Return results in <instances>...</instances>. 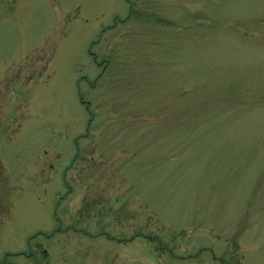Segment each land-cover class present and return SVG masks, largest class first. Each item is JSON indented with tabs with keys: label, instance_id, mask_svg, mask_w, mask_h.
I'll list each match as a JSON object with an SVG mask.
<instances>
[{
	"label": "rangeland",
	"instance_id": "374dc122",
	"mask_svg": "<svg viewBox=\"0 0 264 264\" xmlns=\"http://www.w3.org/2000/svg\"><path fill=\"white\" fill-rule=\"evenodd\" d=\"M0 264H264V0H0Z\"/></svg>",
	"mask_w": 264,
	"mask_h": 264
}]
</instances>
